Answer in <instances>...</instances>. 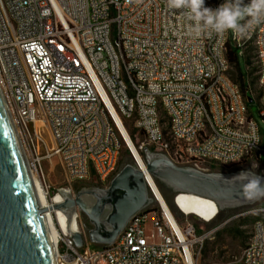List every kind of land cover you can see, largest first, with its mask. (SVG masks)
I'll list each match as a JSON object with an SVG mask.
<instances>
[{
	"label": "built area",
	"instance_id": "2783aa9c",
	"mask_svg": "<svg viewBox=\"0 0 264 264\" xmlns=\"http://www.w3.org/2000/svg\"><path fill=\"white\" fill-rule=\"evenodd\" d=\"M224 2L205 0V6ZM228 44L237 50L234 67L244 89L229 76ZM0 90L46 194L43 164L53 158L72 195V185L94 179L108 187L127 122L143 136V147L177 166L229 172L264 164V23L242 38L197 37L166 0H0ZM161 204L136 216L109 248L86 243L77 249L60 234L57 264H198L216 230L200 235L195 218L179 219L166 205L170 217ZM245 216L260 219L229 264H264V208L239 217ZM75 220L83 232L79 212Z\"/></svg>",
	"mask_w": 264,
	"mask_h": 264
},
{
	"label": "water",
	"instance_id": "95a60500",
	"mask_svg": "<svg viewBox=\"0 0 264 264\" xmlns=\"http://www.w3.org/2000/svg\"><path fill=\"white\" fill-rule=\"evenodd\" d=\"M253 101L248 98L249 104ZM130 143L133 145L131 140ZM133 147L135 155L129 150L130 155L120 164L108 187L76 184L75 195L60 189L63 202L42 209L22 143L0 90V264H57L46 219V214L54 210L65 217L66 233L77 249L86 243L96 249L112 247L136 216L157 208L160 199L149 179L163 200L162 191L170 195L172 205L164 202L179 219L183 216L176 198L181 194L213 201L219 215L250 211L264 201V197L247 200L241 191L246 181L232 179L242 171H248L249 178L252 173L262 178L264 174L248 168L206 172L177 166L164 153L149 147L139 149L141 156ZM78 212L83 232L75 220Z\"/></svg>",
	"mask_w": 264,
	"mask_h": 264
},
{
	"label": "rangeland",
	"instance_id": "374dc122",
	"mask_svg": "<svg viewBox=\"0 0 264 264\" xmlns=\"http://www.w3.org/2000/svg\"><path fill=\"white\" fill-rule=\"evenodd\" d=\"M229 34L233 35L231 32H229ZM238 65H239L240 73H242L243 77L246 79V82L248 84V72L246 69V62L245 59L241 56L238 59ZM229 76L233 82L237 83V78H238L237 70L233 65L231 66ZM251 83L252 85H255L256 83L255 78L251 80ZM250 111L251 114L253 115V118L260 123V117L255 101L250 105ZM124 127L126 128L127 131L128 130L135 131L131 122L125 123ZM44 136L49 142L46 131L44 132ZM135 139L136 142L134 146L135 147L138 146L139 149L143 147V142H144L143 136L136 132ZM127 151L129 150L126 147V144L123 143V156L120 164L125 160V158H128L129 155L126 154ZM263 160H264V156H263ZM242 168H248L258 174H264V164L256 165V167H253V165H246ZM43 170L45 174L46 187L49 189L47 197L48 200L50 201L51 199H54L56 195L59 193L58 190L60 189L64 190L69 187L66 182L63 168L57 158H53L51 162H47V161L44 162ZM200 170L210 172L209 167H200ZM32 173L34 174V177L39 180L36 173H34L33 171ZM92 184L97 185L95 179L93 183H91V185ZM74 185H72L71 187H72V192L75 194L73 189ZM254 208H264V201L259 202ZM245 211L246 210L236 211L228 214H224V213L220 214L218 215V218H216L214 222L207 225L208 231L216 230V232L211 238H209V240L205 242L202 253L198 259V264H229L241 256L242 251L246 243L248 242L253 225L252 224L247 226L245 224H241V222H243L244 218L246 217H255V216L239 217L242 215V213H245ZM227 220H229V222ZM192 221H194V223L192 222L194 225L195 222L200 226L204 224V222L198 221L197 219ZM237 229L243 232V236L245 238L243 237L239 238L236 236L235 231Z\"/></svg>",
	"mask_w": 264,
	"mask_h": 264
},
{
	"label": "clouds",
	"instance_id": "9594fccd",
	"mask_svg": "<svg viewBox=\"0 0 264 264\" xmlns=\"http://www.w3.org/2000/svg\"><path fill=\"white\" fill-rule=\"evenodd\" d=\"M171 10H181L189 21V33L197 37L203 33L244 37L257 25L264 23V0H225L216 9L205 6V0H166ZM256 167V165H253ZM232 179L246 181L241 191L247 200L264 197V178L242 171Z\"/></svg>",
	"mask_w": 264,
	"mask_h": 264
},
{
	"label": "bare ground",
	"instance_id": "6f19581e",
	"mask_svg": "<svg viewBox=\"0 0 264 264\" xmlns=\"http://www.w3.org/2000/svg\"><path fill=\"white\" fill-rule=\"evenodd\" d=\"M122 134L124 137V142L126 144V147L128 150L132 151L135 155L134 151V143L133 145L130 143V140L128 138V133H126L122 129ZM137 157V156H136ZM138 162L142 165L139 158ZM32 178L34 180L36 193L38 197V201L41 204L42 209H46L58 204H61L63 202L61 196L55 197L53 200L49 201L46 192L42 189V186L37 178L34 177V174L31 172ZM149 179V178H148ZM150 185L152 189L155 191L156 195L159 197L160 202L163 203V200L158 193V190L155 189V186L153 185L152 181L149 179ZM162 207L165 209L166 213L169 214L168 209L166 205L161 204ZM176 206L177 209L181 214H184L188 217H193L201 222H208L211 224L213 222L212 218L219 214L217 205L208 199L192 196V195H185L181 194L176 198ZM170 215V214H169ZM171 217V215H170ZM47 219V225L51 237L52 244L54 248L56 247L58 236L61 234H65L67 231V223L65 217L59 212V211H49L46 214Z\"/></svg>",
	"mask_w": 264,
	"mask_h": 264
},
{
	"label": "trees",
	"instance_id": "16d2710c",
	"mask_svg": "<svg viewBox=\"0 0 264 264\" xmlns=\"http://www.w3.org/2000/svg\"><path fill=\"white\" fill-rule=\"evenodd\" d=\"M228 59H229V62H230V64H231V66L233 65H236V63H237V50L236 49H234V47H232L230 44H228ZM237 83L241 86V88H243L244 89V85H243V79H242V77H241V75H239L238 76V78H237ZM128 133H129V136H130V139H131V141L135 144V142H136V139H135V134H136V131H130V130H128ZM136 148L138 149V151H139V147L138 146H136ZM139 153H140V155L142 156V153H141V151H139ZM126 154L127 155H130V153H129V151H127L126 152ZM122 156H123V153H122ZM210 171H219V170H217V169H215V168H213V167H211L210 168ZM162 195H163V198H164V200H165V202L169 205V206H171L172 205V201H171V197H170V195L167 193V192H165V191H162ZM260 219V217H258V216H255V217H246V218H244V220H243V222H241V224H245V225H252V224H254L257 220H259ZM195 226L197 227V233L198 234H202L205 230H207L208 229V227L205 225H199V224H197L196 222H195ZM235 234H236V236L237 237H239V238H245L244 236H243V232H241V231H239L238 229L235 231Z\"/></svg>",
	"mask_w": 264,
	"mask_h": 264
}]
</instances>
